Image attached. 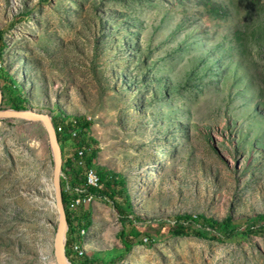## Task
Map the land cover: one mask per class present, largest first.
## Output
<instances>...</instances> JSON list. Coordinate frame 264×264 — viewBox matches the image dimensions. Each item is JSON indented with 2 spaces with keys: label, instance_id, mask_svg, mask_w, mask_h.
<instances>
[{
  "label": "rangeland",
  "instance_id": "1",
  "mask_svg": "<svg viewBox=\"0 0 264 264\" xmlns=\"http://www.w3.org/2000/svg\"><path fill=\"white\" fill-rule=\"evenodd\" d=\"M0 33L26 110L90 121L91 167L126 181L141 218L125 254L122 193L81 209V257L264 264V0H0ZM53 170L42 123L0 119V264H57ZM182 215L263 230L198 238Z\"/></svg>",
  "mask_w": 264,
  "mask_h": 264
},
{
  "label": "trees",
  "instance_id": "2",
  "mask_svg": "<svg viewBox=\"0 0 264 264\" xmlns=\"http://www.w3.org/2000/svg\"><path fill=\"white\" fill-rule=\"evenodd\" d=\"M3 41V34L0 33V44H2ZM2 50L0 47V57L2 55ZM1 72H5L3 69L1 70ZM5 78L3 77V75L0 74V82H6V81H10L12 85H14V96H9V104L11 105V109L13 110H17V111H24L26 110L25 104L27 102L25 95L16 88L14 81H12V79L7 76V73L4 74ZM1 85V83H0ZM4 90V88H2ZM10 95L12 92H10ZM4 95V94H3ZM60 123H58L57 121H55V119H53V123L54 126L57 130L58 126L61 125L64 128L63 133H59L57 132V136H58V141L59 144H61L60 146H63V148L61 147V149H63L62 154H65L66 156V151L68 148L72 147L70 140H72L73 138L67 134L68 130H73V123L72 120H76V119H70L69 121L65 122L63 120H61V118L59 119ZM78 120V119H77ZM78 134H79V138L74 139L75 141H73V145H78L79 148L81 149H87V166H93L95 165V158L97 156V149L93 148L94 144H97V142L91 137V127H92V123L90 121H80L78 120ZM72 125V126H71ZM96 168V167H95ZM99 170V169H98ZM62 172L66 173V177H71V174H73L72 177H74L73 182L70 184L71 189L75 190L77 188H79L80 185H83V172L80 168L76 167L73 162L71 161V159L69 157H66L65 160L63 158V167H62ZM98 172V171H97ZM99 175V174H98ZM102 177V182L104 184V187L101 190H91L89 191V193H93L96 195V200L99 199L103 202H107L108 199L111 200L112 204L115 205V201L114 198H116L117 194H121V196L123 197V202H124V208L125 209H119V207H115L114 208H118L117 211L120 213V216L122 217V226L123 229L122 231L119 233L118 235V239L123 243L124 245V253L125 254H129L132 250V245L128 242L129 239H133L136 238L138 236H140L139 231L137 230V226L136 224H140L142 223L141 218L137 217L133 212H132V204H131V198L129 196V194L127 193V184L126 181L120 178H116L112 175H109V173H105L103 176L101 174ZM61 184H62V193H63V202H64V206L66 209V215H67V221H68V232H67V240H66V255L68 256V251L70 250V248L72 247L73 244L80 243L79 238L81 239L82 237L80 236L82 233H78V237L76 238L75 235L77 234V231L75 230V222H78L77 227L78 229H83L86 230L87 226H85V224H83V222L81 221V214H79V216L75 217L73 214H71L69 212V204L71 201V198L66 194L65 191V185H66V180L65 178L62 177L61 180ZM74 197H76V192L74 191ZM125 210L129 211V216H132V219H130L129 217H126L127 219H124V212ZM260 221H264V216H260L258 218ZM175 221L177 223H185V224H189L191 225V229L193 232V235L195 237L198 238H206V239H212V240H216L218 237L216 236H222L225 239H231L233 237H240L243 239H247L250 238L252 236H257L258 234H260V232L263 230L262 227H257V224H250L247 225L246 227H240L239 224L236 225L234 220L232 218H227L221 222L214 220V219H210V218H206L203 215L200 216H192V215H182V216H178L175 218ZM130 225V231L127 232V228ZM165 231L167 233L171 232V227H166ZM74 237V238H73ZM77 239V240H76ZM76 240V241H75ZM148 240V239H146ZM125 254L123 256H121V259L119 260H113L112 263L110 264H117L119 262H121L125 256ZM78 256L80 257V260L83 261L79 264H94L92 260H90L88 257L84 256L81 257L79 254ZM69 257V256H68ZM72 264H76L74 261H70Z\"/></svg>",
  "mask_w": 264,
  "mask_h": 264
},
{
  "label": "water",
  "instance_id": "3",
  "mask_svg": "<svg viewBox=\"0 0 264 264\" xmlns=\"http://www.w3.org/2000/svg\"><path fill=\"white\" fill-rule=\"evenodd\" d=\"M3 101V92L0 87V119H19L32 122H40L43 124L49 140V146L53 156L54 170H53V190L54 202L58 213L57 232L54 239V255L57 264H71L66 257V240L68 232V221L66 209L63 202L62 193V167H63V154L58 141V136L55 126L50 116L37 113L32 110L17 111L13 109H1Z\"/></svg>",
  "mask_w": 264,
  "mask_h": 264
},
{
  "label": "built area",
  "instance_id": "4",
  "mask_svg": "<svg viewBox=\"0 0 264 264\" xmlns=\"http://www.w3.org/2000/svg\"><path fill=\"white\" fill-rule=\"evenodd\" d=\"M53 121V120H52ZM73 122V130H68L67 134L70 135L73 139L70 140V142L75 141L74 139L79 138L78 134V120H74ZM54 124V123H53ZM56 130V128H55ZM64 128L59 125L56 133H63ZM71 142L72 147L68 148L66 153L67 157L71 159L73 164L80 168L83 172V185H80L79 188L73 190L71 189L70 184L73 182V178L71 177H66V173L62 172V177L65 178L66 180V194L71 198L70 204H69V212L73 215L79 216L80 210L83 208H88L91 203H90V196L95 195L92 192L89 193L91 190H101L104 187V184L102 182V177L101 175H97L94 173V171L91 169V166H87V149H81L78 147V145H73ZM70 152L68 153V151ZM74 191L76 192V197H74ZM79 212V214H78ZM76 216V217H77ZM76 222L75 224H77ZM78 225V224H77ZM69 228V225H68ZM82 232V231H81ZM73 253L78 256L77 252V244L75 243L72 247ZM79 257V256H78Z\"/></svg>",
  "mask_w": 264,
  "mask_h": 264
},
{
  "label": "bare ground",
  "instance_id": "5",
  "mask_svg": "<svg viewBox=\"0 0 264 264\" xmlns=\"http://www.w3.org/2000/svg\"><path fill=\"white\" fill-rule=\"evenodd\" d=\"M51 119H52V118H51ZM72 121H74V120H72ZM72 123H73V122H72ZM71 126H72V125H71ZM62 127H63V126H62ZM91 169L94 171L95 174L98 175V172H97V169H96V168L91 167ZM96 198H97L96 195H91V196H90V203H91V205H93V204L96 202ZM91 205H90V206H91ZM84 232H85V231H83V232H81V233L84 234Z\"/></svg>",
  "mask_w": 264,
  "mask_h": 264
}]
</instances>
